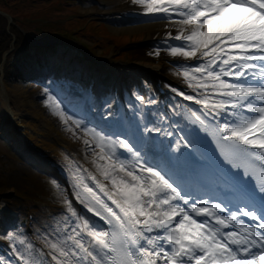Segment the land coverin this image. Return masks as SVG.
I'll return each instance as SVG.
<instances>
[{"label":"snow or ice","instance_id":"1","mask_svg":"<svg viewBox=\"0 0 264 264\" xmlns=\"http://www.w3.org/2000/svg\"><path fill=\"white\" fill-rule=\"evenodd\" d=\"M134 3L180 17L179 35L168 37L181 46H166L185 58L187 88L171 92L199 107L136 95L78 112L44 88L67 130L95 145L110 186L89 172L95 185L76 175L73 191L107 230L62 197V219L3 232L10 255L0 264H264V184L247 171L259 161L264 175V0ZM209 134L219 151H207Z\"/></svg>","mask_w":264,"mask_h":264},{"label":"rangeland","instance_id":"2","mask_svg":"<svg viewBox=\"0 0 264 264\" xmlns=\"http://www.w3.org/2000/svg\"><path fill=\"white\" fill-rule=\"evenodd\" d=\"M130 4H133L134 7L145 5L134 3V0H7L5 5L3 0H0V9H8L16 15L23 30L28 28L38 35L45 31L46 34L56 33L58 37L74 40L75 46L82 48V45L78 43L83 44L90 51L91 56L103 57L108 60V63L109 61L121 63L127 72L129 70L134 72L135 90H137L135 93L141 95L145 86L149 94L155 95L156 91L153 85H155L157 76L177 82H182L184 77L181 70H171L173 68H171V63L180 60L168 52L170 49L166 44H170L171 39H164L160 29H150L146 26L167 21L176 22L180 17L173 14L172 17L165 19L158 14H147L146 8L138 11L133 8L128 9ZM123 5H126L124 9ZM44 18L49 20L43 22ZM49 21L51 24H46ZM0 24H7L9 27L5 19H1ZM16 29V26L9 28L12 33ZM115 30L118 31L114 32ZM49 39L50 37L47 41ZM2 45L3 38L0 37V46ZM58 49L62 50L61 47ZM46 50L48 48H45ZM61 52L64 55L62 64H72L70 71L74 73L67 81L79 83L81 70L84 67L82 62L87 59L78 58L77 54H71L67 50ZM157 52L159 55L156 54ZM96 64L98 62L93 65ZM109 69L113 70V67L109 66ZM177 72L181 74L178 76ZM13 74L14 71L9 66V61L6 64L4 62L0 64V77L10 89L13 84L27 88L34 96L35 102L43 114L56 121V129L61 132H69L62 120L54 113L53 108L45 103L48 96L43 89L47 88L49 83H45L43 85L45 87H42L36 84L35 80L21 82L19 79H15ZM127 74L130 76V73ZM67 81L63 83L64 88L67 87ZM58 86H61V82L58 83ZM62 87L59 88V93L62 92ZM53 96L59 100L57 94ZM67 110L65 108V111ZM72 114L69 113L70 116ZM78 134L83 136L80 130H78ZM72 138L75 144L84 143L83 139H78L75 136ZM12 143V138L0 129V198L4 201L10 199L12 204L21 205L23 215L26 214V207L29 206V210L35 215H45L47 213L45 212L46 205L43 203L62 202V197L70 200L66 186L58 178L28 162L26 163V161L24 162L20 155H24L25 152L15 149L16 147L14 148ZM91 147H95V145ZM91 147L86 146V153L93 157ZM52 180H56L60 188L54 187L51 184Z\"/></svg>","mask_w":264,"mask_h":264},{"label":"bare ground","instance_id":"3","mask_svg":"<svg viewBox=\"0 0 264 264\" xmlns=\"http://www.w3.org/2000/svg\"><path fill=\"white\" fill-rule=\"evenodd\" d=\"M129 6L128 9L133 8L137 11L146 8V5L134 7L133 4H130ZM122 7L124 9L126 5H123ZM179 27L177 21H167L146 26V28L150 29H160L161 35L164 39H171L168 37V33H171L173 37L179 34ZM116 31L118 30H115L114 32ZM170 44H172V40ZM168 52L171 53L170 51ZM176 57L185 59L179 55ZM165 87L169 88L168 86ZM171 95L175 96L174 94ZM175 98L179 99L183 97L176 95ZM0 111L2 113L0 116V126L5 133L13 137V144L16 148L27 150L26 144L32 143L34 146L46 149L44 150L46 156L48 154L54 158L64 159L66 161V166L70 171H68V174L72 178H75L76 175H84L89 186H93V184L87 179L89 177L87 172L89 171L90 173L97 175V178L103 183L109 184L110 186V181H104L102 176L97 172L93 157L87 155L86 145L84 143L74 144L72 138L74 136L73 133L66 131L61 132L59 129H56V121L47 118L43 114L42 110L38 108L34 96L27 88L13 84L10 89L1 78ZM24 112H27V117L24 115ZM42 126H46V128ZM47 133L51 135V137L48 136ZM57 141L60 145L57 144ZM34 146L33 148L35 150L38 149V147ZM76 149L84 156L80 157V154L76 153ZM31 151L34 152V150ZM34 155H36L35 160H40V154L33 153V156ZM74 158L75 160H73ZM40 162L44 164L42 160H40Z\"/></svg>","mask_w":264,"mask_h":264},{"label":"trees","instance_id":"4","mask_svg":"<svg viewBox=\"0 0 264 264\" xmlns=\"http://www.w3.org/2000/svg\"><path fill=\"white\" fill-rule=\"evenodd\" d=\"M1 19H3V18L0 17V20ZM0 37L3 38V41H4V45H3V48H2V50H3L8 45V43H9V41L11 39V36H10L9 32L6 30V24H4V25L0 24Z\"/></svg>","mask_w":264,"mask_h":264}]
</instances>
